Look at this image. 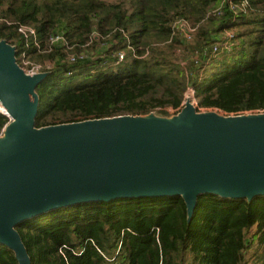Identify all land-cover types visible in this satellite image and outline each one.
I'll return each mask as SVG.
<instances>
[{
    "label": "trees",
    "instance_id": "16d2710c",
    "mask_svg": "<svg viewBox=\"0 0 264 264\" xmlns=\"http://www.w3.org/2000/svg\"><path fill=\"white\" fill-rule=\"evenodd\" d=\"M219 1L0 0V42L14 48L18 65L22 54L52 63L34 90V127L170 118L176 113L167 110L179 108L189 84L199 109L264 111V0H226L216 17L210 11ZM179 20L197 26L189 43L172 33ZM19 26L35 30L38 46ZM228 30L237 44L208 58L214 37ZM54 35L66 45L45 52ZM85 49L96 50V57L68 62ZM8 124L0 113V134ZM14 230L30 264H264V195H199L191 215L181 196L84 202ZM0 264H19L1 243Z\"/></svg>",
    "mask_w": 264,
    "mask_h": 264
},
{
    "label": "water",
    "instance_id": "95a60500",
    "mask_svg": "<svg viewBox=\"0 0 264 264\" xmlns=\"http://www.w3.org/2000/svg\"><path fill=\"white\" fill-rule=\"evenodd\" d=\"M0 42V243L30 264L14 227L84 202L264 195V113L222 117L187 103L170 118L120 116L36 129V86Z\"/></svg>",
    "mask_w": 264,
    "mask_h": 264
},
{
    "label": "built area",
    "instance_id": "2783aa9c",
    "mask_svg": "<svg viewBox=\"0 0 264 264\" xmlns=\"http://www.w3.org/2000/svg\"><path fill=\"white\" fill-rule=\"evenodd\" d=\"M226 4V0H221L218 2V4L211 9L210 14L215 15L216 17H220L223 14V8ZM246 6V4H244ZM236 6H231L232 10H236ZM197 29V26L193 25L192 23L184 20H179L174 23L173 25V34H179L183 41L186 43H189L193 40V35ZM18 31L25 36L26 39L33 38L34 44L38 46V41L36 40V33L35 30L28 26H19ZM216 40L213 45L210 47L209 56L208 58H215L219 54L223 52H229L232 50V48L237 44L235 42V32L232 30L225 31L222 34H219L218 36L214 37ZM57 43H63L66 45L64 38L60 35H54L49 39V49H47L45 52L50 51V46L57 44ZM103 45V44H102ZM101 45V46H102ZM103 47V46H102ZM90 56H88L87 52L81 51L78 54H70L68 56V62L71 64L77 63L79 61H84L89 59ZM118 59L119 61L124 60V54L122 52L118 53ZM195 64H198V59H194ZM25 75L27 76H34L38 74H44L45 71L50 70L52 68L51 62H45L43 64L27 61L24 54L21 56V65H18ZM72 73L68 72L67 75L70 76ZM189 103L192 105L196 110L197 108L195 97H194V85L189 84L187 86V89L184 94L183 101L178 109L173 110L174 113L178 114L185 105ZM10 122V120H9ZM2 136V133L0 134V137Z\"/></svg>",
    "mask_w": 264,
    "mask_h": 264
},
{
    "label": "rangeland",
    "instance_id": "374dc122",
    "mask_svg": "<svg viewBox=\"0 0 264 264\" xmlns=\"http://www.w3.org/2000/svg\"><path fill=\"white\" fill-rule=\"evenodd\" d=\"M234 31V30H233ZM235 32V31H234ZM83 51H85V52H87V54H88V56H90V57H96V50H92V49H85V50H83ZM126 53H127V51H128V49H126V50H124ZM14 58H15V56H14ZM15 62L17 63V64H19V61L18 60H16V58H15ZM46 62H50V61H46ZM168 111V113L169 114H171V116H172V114H174V111L173 110H167ZM197 111V113H216L217 115H220V116H222V117H231V116H248V115H253V114H259V113H264V111H253V112H245V113H239V114H237V115H234V114H226V113H224V112H221V111H216L215 109H208V110H206V109H197L196 110ZM249 254H251V252L249 253Z\"/></svg>",
    "mask_w": 264,
    "mask_h": 264
},
{
    "label": "bare ground",
    "instance_id": "6f19581e",
    "mask_svg": "<svg viewBox=\"0 0 264 264\" xmlns=\"http://www.w3.org/2000/svg\"><path fill=\"white\" fill-rule=\"evenodd\" d=\"M0 111L3 113H8L6 105H4L2 102H0Z\"/></svg>",
    "mask_w": 264,
    "mask_h": 264
}]
</instances>
